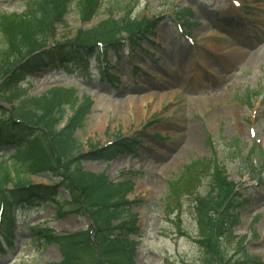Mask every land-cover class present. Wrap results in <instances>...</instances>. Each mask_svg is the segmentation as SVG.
I'll return each mask as SVG.
<instances>
[{
  "label": "rangeland",
  "instance_id": "obj_1",
  "mask_svg": "<svg viewBox=\"0 0 264 264\" xmlns=\"http://www.w3.org/2000/svg\"><path fill=\"white\" fill-rule=\"evenodd\" d=\"M24 1L0 0V8L21 14ZM78 1L70 2L64 20L55 22L52 43L81 42L103 23L123 29L131 20L140 26L155 23L156 34L133 49L129 45L137 34L126 30L103 37L110 76L94 53L86 58L87 66L50 67L27 78L20 89L37 97L56 87L69 89L59 129L74 115L69 100L91 101L84 125L75 131L82 145L78 164L114 184L130 182L132 204H125L123 218L139 226L126 237L135 243V263H264V0H244L238 14L232 0H97L90 18L78 9ZM115 38L125 44L117 54L108 43ZM146 95L151 98L142 105L138 99ZM128 97H135V104L121 117L113 106ZM4 106L7 112L16 100ZM139 112L145 117H137ZM3 114L0 111V117ZM126 139L133 145L113 159L91 157ZM14 150L12 145L0 146V171L20 168L22 155L6 154ZM50 162L57 166L52 156ZM207 165L212 174L218 172L220 204L233 207L230 199L237 192L247 197L235 210L234 222L229 220L218 249L200 243L211 245L197 223V196L210 191ZM61 169L29 174L34 184H56L57 194L54 201L13 207V243L0 237V264L60 259L56 244H47L33 227L55 235L88 227L85 212L74 211L71 194L60 186L71 181L59 176ZM87 259L94 264L92 254Z\"/></svg>",
  "mask_w": 264,
  "mask_h": 264
},
{
  "label": "trees",
  "instance_id": "obj_2",
  "mask_svg": "<svg viewBox=\"0 0 264 264\" xmlns=\"http://www.w3.org/2000/svg\"><path fill=\"white\" fill-rule=\"evenodd\" d=\"M72 1L25 0V10L21 14L0 11V100L8 103L16 100L11 114L0 107V111H4L0 117V145L14 146L15 150L8 153L10 155H22L20 168H15V173L10 168H1L0 200L5 198L12 205L33 198L54 199L57 194L56 186L34 185L29 174L62 168L59 176L71 180L64 187L71 194L74 201L72 204L80 206V209L83 204L86 205L95 222L101 264H135V243L126 237L136 232L138 226L136 222L122 219L125 213L123 208L128 203L126 195L132 187H123V184L115 186L104 176L84 171L78 164L83 156L82 145L75 137V131L84 125V116L89 111L91 101L84 100L80 103L78 100H69L74 115L59 129L58 126L65 117L63 101L69 99L72 93L68 90L61 93V89H57L44 97H37L20 89V85L29 76L45 68L80 61L97 50L96 42L105 40L103 37L113 38L124 32L128 33L127 31L131 35H140L154 28L155 24L149 21L140 26L137 20H131L123 29H119L107 27L103 23L96 33L89 32L86 35L87 40L51 47L54 24L64 20ZM77 7L90 18L97 8V0H79ZM114 22L117 23V20ZM115 32L118 33L113 36ZM108 43H112V46L120 45L116 38ZM126 147V140H123L91 157H113ZM51 156L57 166L50 162ZM24 162L26 165H23ZM195 165L197 163L187 169L183 180ZM205 168L210 175V191L206 196L197 197L196 214L200 230L206 232L211 245L202 241L200 243L218 249L219 239L227 234L229 220L232 218L234 222L237 217L235 210L241 199L236 193L230 199L233 207H225L224 201L220 204L218 201L222 193L218 172L212 174L209 165ZM192 177L200 179L198 175ZM62 181L65 182L64 178ZM118 219L122 220L114 225L113 222ZM51 239L59 245L61 259L50 264H91V260L87 259L89 254L93 255L94 264H100L90 231L84 230L66 236L53 235Z\"/></svg>",
  "mask_w": 264,
  "mask_h": 264
},
{
  "label": "bare ground",
  "instance_id": "obj_3",
  "mask_svg": "<svg viewBox=\"0 0 264 264\" xmlns=\"http://www.w3.org/2000/svg\"><path fill=\"white\" fill-rule=\"evenodd\" d=\"M236 1H239V0H234L233 2L235 3ZM233 51H234V50H228L227 52L229 53V52H233ZM242 51H243V50H242ZM228 58H233V55H229ZM149 98H151V96L146 95V96H143V97L139 98L138 100H140V103H141L142 105H144V104H147V103H148ZM135 99H136L135 97H128L126 100H124V101L122 100V101H121L120 103H118L117 105L115 104V105L113 106V109H116V111H118V115L121 116V117H123L124 115L127 114V106H128V107L134 106L135 101H136ZM122 103H125V106H124V107L119 106V104L121 105ZM98 105L100 106V105H102V103L99 102ZM120 107H121V108H120ZM120 109H121L122 111H120ZM142 110L144 111L143 107H142ZM143 111H142V112H143ZM128 112H130V109L128 110ZM145 115H146L145 112H144V113L139 112V115H137V117H140V118H141V116L145 117Z\"/></svg>",
  "mask_w": 264,
  "mask_h": 264
}]
</instances>
